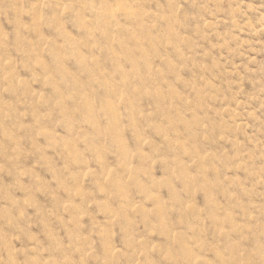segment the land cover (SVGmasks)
Instances as JSON below:
<instances>
[{"label":"rangeland","instance_id":"rangeland-1","mask_svg":"<svg viewBox=\"0 0 264 264\" xmlns=\"http://www.w3.org/2000/svg\"><path fill=\"white\" fill-rule=\"evenodd\" d=\"M0 264H264V0H0Z\"/></svg>","mask_w":264,"mask_h":264}]
</instances>
